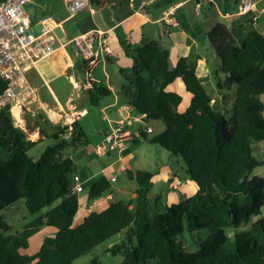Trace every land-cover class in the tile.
Masks as SVG:
<instances>
[{"label":"trees","instance_id":"16d2710c","mask_svg":"<svg viewBox=\"0 0 264 264\" xmlns=\"http://www.w3.org/2000/svg\"><path fill=\"white\" fill-rule=\"evenodd\" d=\"M102 1L92 0L91 4ZM208 38L219 60L216 75L226 76L231 92L227 113L213 111L212 97L190 60L181 58L170 69L169 52L161 51L158 42L127 47L133 66L119 69L120 97L147 121H161L165 126L159 136L141 132V141L181 157L186 173L198 187L195 195L168 205L165 212L151 214L159 199L150 197V174L137 171L138 188L132 202L112 203L74 227L79 211L69 177L74 165L63 160L61 153L85 146L87 132L77 122L59 129L52 136L54 144L34 161L29 152L37 143L28 138L31 128L15 127L9 109L0 111V215L21 200L31 215H39L15 235L0 216V229L5 233L0 234V264H74L124 231V241L109 251L123 255L121 264H264V217L249 230L235 234L234 244L226 233L229 228L249 224L264 207V177L254 175L264 167L254 146L264 142V35L252 30L236 41L220 23ZM120 42L126 45L122 38ZM77 62L84 72L82 63ZM177 80L191 96L182 113L178 107L183 98L169 90ZM6 89L7 83L0 79V95ZM111 94L107 87L93 82L90 102L97 107ZM70 132L69 141L61 140ZM40 134L45 133L40 130ZM111 187L105 177L95 180L89 200L101 197ZM45 226L55 228L56 235L46 238L36 254L22 253ZM202 231H207L206 238H201ZM92 264L99 263L94 260Z\"/></svg>","mask_w":264,"mask_h":264},{"label":"crops","instance_id":"0c3cea01","mask_svg":"<svg viewBox=\"0 0 264 264\" xmlns=\"http://www.w3.org/2000/svg\"><path fill=\"white\" fill-rule=\"evenodd\" d=\"M89 1L90 5L73 17L64 0H51L47 8L36 0L27 6L32 32L37 31L39 22L45 16H52L58 24L55 34L58 30L63 34L60 38L56 34L59 49L51 57L37 63L27 74L30 85L37 92V101L28 105L22 112L25 130L28 126L31 128L28 131V138L37 143L32 150H38L43 146L38 154V160L49 147L46 146V141L52 140L54 144L52 136L59 129L70 127L75 122L79 128L87 132L88 142L85 146H81L78 150L70 148L61 153L63 160L74 165V172L69 176L70 180L73 182L74 177H79L82 185V191L79 193L83 194L82 198L80 199L77 194L79 211L74 219V227L81 225L91 213H100L112 203L132 202L136 198L138 188L135 182L137 171L150 174L152 182L150 197L153 200L159 199L157 209L162 206L164 197L169 204L170 201H183L198 191L190 176L186 173L190 180L185 177V181L182 182L179 178L180 174L173 170L171 164L162 167L153 166V158H150L148 151L157 152L156 144L141 140L139 144H135L136 139H128L122 154L112 152L104 157L96 154L97 146L104 141L105 135L110 132L114 124L121 121L131 124L133 121L138 125L131 124L130 128L141 132L137 120L145 119L144 116L136 114L119 95L122 84L119 69L129 70L133 66V59L127 55V47L134 49L145 41L158 42L161 51L169 52L170 69H173L181 58H188L203 84L206 81L214 91L211 83L212 75L225 82L226 76L216 75L219 61L213 71L210 69L211 61L207 53H210L212 45L208 36L213 28L217 24H225L236 41L243 39L247 32L252 30L264 35V0H253L256 12L247 16L236 14L239 2L227 3L225 0H104L96 5L91 4L92 0ZM92 31L104 33L109 48L108 56L95 66L93 74L97 70L98 74L93 78L96 83L112 92L110 96L102 98L97 107L92 106L90 102L89 92L92 84L89 85L83 70L80 71L75 50L70 44L80 35ZM120 38L125 46L121 44ZM220 85L216 93L221 101L223 113H227L231 106V92L228 91L227 86L229 94H222ZM169 90L183 98L178 111L184 112L190 104L191 96L186 92L183 83L177 80ZM262 101L264 102V97ZM183 104L185 108H182ZM74 115H81V118L75 120ZM15 116L18 117L17 111ZM104 122L108 124V129L103 127ZM40 130L45 134H40ZM163 131L164 127L161 125V132ZM70 136L71 132L62 136L61 140L69 141ZM145 145L152 147L146 151ZM259 147L264 150V142L259 143ZM94 154L97 157L96 161L91 159V155ZM171 175L175 181L170 179ZM254 175L264 177V167L258 168ZM101 177L111 182V189L101 197L89 200L91 183ZM155 182H161L163 185L164 196L155 195L152 198ZM177 182L181 185L174 189L173 185ZM56 233L55 228L45 226L35 236L44 234V238L40 241L42 245L46 238L54 237Z\"/></svg>","mask_w":264,"mask_h":264},{"label":"built area","instance_id":"2783aa9c","mask_svg":"<svg viewBox=\"0 0 264 264\" xmlns=\"http://www.w3.org/2000/svg\"><path fill=\"white\" fill-rule=\"evenodd\" d=\"M34 0H0V79L7 83V89L0 95V111L9 109L15 127L25 130L22 112L28 105L37 101V92L30 85L27 74L37 63L51 57L58 49L55 34L58 24L52 16H45L39 22L37 31H31V19L27 6ZM70 15L76 16L89 5V0H64ZM256 12L253 0H239L238 16H247ZM75 57L84 67V74L90 84L95 82L93 70L100 60L109 54L108 42L102 32H88L71 41ZM18 112V117L15 116ZM79 120L81 115H74ZM145 124L144 119L137 120ZM131 124L123 121L113 125L105 135L104 141L97 146L96 154L104 157L109 153L122 154L128 139L141 140L140 131H132ZM144 132V131H142ZM146 134L153 133L148 128ZM170 179H174L171 175ZM175 181V179H174ZM173 185V183H172ZM180 182L173 185L179 188ZM73 194L82 191L79 177H74L71 187Z\"/></svg>","mask_w":264,"mask_h":264},{"label":"rangeland","instance_id":"374dc122","mask_svg":"<svg viewBox=\"0 0 264 264\" xmlns=\"http://www.w3.org/2000/svg\"><path fill=\"white\" fill-rule=\"evenodd\" d=\"M50 1L51 0H36L37 3H39L43 7L45 6V8L48 7ZM27 9H28V7H27ZM56 34L59 38L63 36V34L60 30H58L56 32ZM210 49H211V50H209L210 53L209 54L207 53V55L210 56V61H211L210 69L213 71L215 66H216V63H218L219 60L217 58V54H216L214 48L212 47ZM100 67L98 69H100ZM97 74H98V70L96 73H94V74L92 73V77H94V76L97 77ZM212 79L213 80H211V83H213V87L215 90L213 91L212 88L210 87V85H208V83L206 81L204 82V87L206 88L207 92L211 95V97H213V99H214V103L212 104L213 111L216 113L223 114L222 104H221V101L219 100V98L217 97L218 94L216 93V90H218V87L221 84L220 85V92L222 94L228 95L230 91L229 92L227 91L228 88H227L226 82L223 79H220V78L217 79L214 75H212ZM102 81L105 84L104 78L102 79ZM230 96H231V94H230ZM230 96H228V97L230 98ZM187 102H189V100H187ZM184 105L185 104L182 105V108H185ZM127 123H129V122H127ZM131 124H133L134 126L138 125V123H135L133 121H131ZM161 125L164 127V130H165V126L161 121L150 120L145 124H139L141 132L142 131L146 132L148 128H151L153 130V133L148 134L149 137L159 136L162 133L161 132ZM103 127L105 129H108V124L106 122H104ZM131 130L135 131L133 129H131ZM52 144H53L52 140L46 141V146H51ZM254 146H255V150H256V152H255L256 157L259 160L264 161V150H262L259 147V143H254ZM150 147H152V146L151 145H145L144 149L146 151H148V150H150L149 149ZM42 149H43V146H40L38 150L30 151L29 156L32 159L37 160L38 154H39L40 150H42ZM78 149H80V147H78L77 150ZM86 149H88V148L86 147ZM155 149H157V152L154 150L151 152L148 151L150 158L151 157L153 158V166L158 165L159 167H162L164 165H170L171 164L173 170L180 174L179 178L182 182L185 181V177L189 178V176L186 174V171H185V163L181 157L171 155L169 152L162 149L160 146H156ZM79 155L81 156V154H79ZM91 157H92L91 159H93L94 161L97 160L96 159L97 157L95 156V154H94V156L91 155ZM261 168H263V167H261ZM82 170H83V168H82ZM80 173L83 174V171L80 170ZM189 180H190V178H189ZM162 186L163 185H161V182H155L154 183V187H153V190L151 193L152 198H154L155 195H163V196L165 195V190L162 189ZM82 196H83V194H79L80 199L82 198ZM178 202H181V201H170L169 204H176ZM169 204L167 203V200L164 197L163 204L160 207V209L153 207L151 209V214L155 215L157 212H159V213L165 212L167 209V206ZM46 211H47V209L43 210L42 214L45 213ZM0 216L2 217L4 222H6L7 224H9L12 227V231L10 232V234L15 235V234L21 232L23 227L26 224L31 223L39 215H31L28 212V210L26 209L24 201L21 200V201L15 203L14 205L10 206L5 211H3ZM263 217H264V207L262 208L261 213L259 215L252 217L249 224H245L239 229H234V228L227 229L226 233H227V236L229 238L230 243L234 244L235 234L249 230L253 224H255L257 221H259ZM0 234H5V233L3 230L0 229ZM125 236H126V233L124 231L123 233H121V234L109 239L108 241L98 245L91 253L77 259L74 262V264H92V261H94V260H96L99 264H121L123 262V259H124L123 255L121 253H118L117 255H113L109 251L113 246L120 244L122 241H124ZM185 236H186V238H189L188 233H186ZM206 237H207V231H202L201 232V238H206ZM43 238H44V234H40L37 236L34 235L30 240L29 247L26 250H24L23 252L27 255L36 254V252L39 250L40 245H41L40 241ZM189 242L191 243L190 238H189Z\"/></svg>","mask_w":264,"mask_h":264},{"label":"water","instance_id":"95a60500","mask_svg":"<svg viewBox=\"0 0 264 264\" xmlns=\"http://www.w3.org/2000/svg\"><path fill=\"white\" fill-rule=\"evenodd\" d=\"M235 2L236 3H238L239 2V0H235ZM79 69H80V67H79ZM147 122V120L146 119H144V123H146Z\"/></svg>","mask_w":264,"mask_h":264}]
</instances>
